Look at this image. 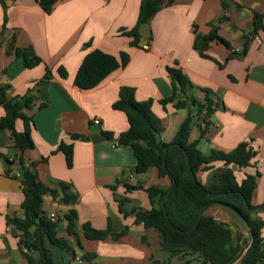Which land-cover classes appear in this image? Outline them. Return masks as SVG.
Here are the masks:
<instances>
[{
    "label": "crops",
    "instance_id": "1",
    "mask_svg": "<svg viewBox=\"0 0 264 264\" xmlns=\"http://www.w3.org/2000/svg\"><path fill=\"white\" fill-rule=\"evenodd\" d=\"M142 1L57 0L46 13L42 0H0V89H6L10 99L30 92L35 99L24 110L30 121L16 123L17 132L30 130L34 149L21 152L11 132L0 129V264H28L19 249L20 232L8 224V219L24 215L20 182L13 177L22 176L21 157L27 166L37 163L43 184L55 189L60 183L71 184L78 198L73 205H64L51 195L44 198L43 210L57 216L58 236L71 247V252L51 247L55 264H197L194 258L171 257L162 250L157 231L136 224L138 210L160 205L158 198L152 204L146 189L167 191L172 182L161 178L157 169L137 174L132 149L116 146L129 128L126 115L113 108L123 87L135 89L137 101L153 102L152 111L163 127L159 141L164 144L174 141L189 113L188 108L175 109L176 102L209 99L214 109L209 128L203 134L201 121L196 122L190 142L197 143L206 156L212 151L231 153L249 142L256 156L236 176L241 182L247 174H258L252 205H264V32L254 34V14H264V0H226L225 7L224 0L167 1L149 23L150 39L141 36L134 47L132 38L122 31L137 26ZM214 29L228 45L214 40L206 50L196 49V36L209 35ZM25 48H32L42 60L39 66L29 69L24 58L16 55V49ZM244 49L245 54L239 55ZM94 50L115 57L126 53L129 62L97 88L84 91L75 86V79L85 57ZM168 68L180 69L189 85L185 95L164 106L161 101L173 94ZM48 69L52 77L46 81ZM59 69L67 72L66 78ZM5 114L0 105V120ZM96 120L100 123L95 124ZM73 135L88 140H74ZM62 143L73 146L72 168L58 150ZM214 166L223 168L225 163ZM212 177L213 172L198 173L207 186ZM139 184L144 190H127ZM116 198L130 200L128 217L120 213ZM71 211L77 214L75 235L68 231L66 216ZM205 215L229 225L238 235L227 207L216 205ZM256 217L264 219V212L254 213ZM85 224L110 230V236L89 240ZM126 228L127 235L113 237ZM241 232L240 244L248 238ZM242 249L243 256L247 248ZM86 254L94 255L93 260H85ZM240 262L241 258L234 264Z\"/></svg>",
    "mask_w": 264,
    "mask_h": 264
},
{
    "label": "trees",
    "instance_id": "2",
    "mask_svg": "<svg viewBox=\"0 0 264 264\" xmlns=\"http://www.w3.org/2000/svg\"><path fill=\"white\" fill-rule=\"evenodd\" d=\"M167 1L168 4H172L175 0L142 1L137 26L132 30L122 31L124 36L132 38V46H138L141 39L139 32L141 25L149 24ZM56 2L57 0H42L41 4L46 13H50ZM223 6H226V0L223 1ZM263 21L264 14H254V34L259 31L264 32ZM214 40L225 43L219 36L218 29H214L209 35H197L195 48L206 50L209 42ZM245 51L244 49L239 55L245 54ZM15 52L18 57L24 58L29 69L42 63L32 48L16 49ZM235 55L236 53H233L232 57ZM128 62L129 55L126 53L115 57L94 50L85 57L80 66L75 86L84 91L93 90L114 72L124 68ZM168 73L172 79L173 94L170 98L161 101L164 106L176 102L178 95H185L189 85L180 69L168 68ZM59 74L62 78L67 77L64 69H59ZM51 77L52 73L48 69L45 80L48 81ZM34 102L31 92L23 98L10 99L6 95V89H0V105L6 112L0 120V129L11 132L14 145L21 152L35 147L29 129L24 132L16 130L19 119L30 121L24 110L30 109ZM152 105L151 100L137 101L135 89L130 87L120 89L119 98L113 105L114 110L123 112L128 119L129 128L119 136L118 146L132 149L137 160L136 173L145 174L151 169H157L161 178L168 177L172 182L167 191L157 187L146 189L152 204L158 198L160 205L151 210H138L135 213L136 224L142 225L147 230L157 231L162 239V250L171 257L180 260L194 258L197 264H234L243 246L247 244L248 238L240 244L239 240L244 236L241 229H238L239 233L235 235L229 225L205 215V211L209 208L222 205L229 209L238 222L237 216L231 209L240 212L253 229L254 242L247 247V252L239 257L240 264H264V219L253 218L254 213L264 212V205L262 207L252 205L258 174H247L241 182H238L236 176V171L250 167L256 156L250 143H242L231 153L212 151L206 156L198 148L197 143L190 142L192 127L196 122L204 123L203 134H206L209 128L208 118L214 113L209 99L205 103L177 101L175 109L188 108V116L180 126L174 141L171 144L161 143L159 137L163 127L154 115ZM72 139L88 140V137L73 135ZM58 150L64 153L68 168H72L73 146L62 143ZM20 162L22 176L13 177L20 182L24 197L21 205L24 215L22 218L8 219V224L13 225L20 232L18 245L26 256L28 264H55L51 247L66 252H71V247L67 240L58 236L59 220L51 221L43 210L44 198L51 195L60 198L64 205H73L77 203V195L73 193L72 185L68 183H60L57 189L46 186L39 180L37 163L27 166L22 157ZM217 162L225 163V167L216 168L214 164ZM202 171L213 172L212 182L208 186L198 179V173ZM127 190H144V187L139 184L128 186ZM116 202L120 213L128 217L130 200L116 198ZM66 218L69 233L75 235L76 212L71 211ZM83 231L89 240H105L110 236V230H97L90 224H85ZM128 232L129 228H126L123 233L113 237L119 239ZM73 257H76L74 253ZM93 258L94 255L91 254L84 256L87 261Z\"/></svg>",
    "mask_w": 264,
    "mask_h": 264
},
{
    "label": "water",
    "instance_id": "3",
    "mask_svg": "<svg viewBox=\"0 0 264 264\" xmlns=\"http://www.w3.org/2000/svg\"><path fill=\"white\" fill-rule=\"evenodd\" d=\"M140 35L144 38V39H149L150 38V28H149V24L145 23L143 25H141L140 27ZM107 139V138H106ZM108 140V139H107ZM19 167H21V164H18ZM231 209V208H230ZM235 215L237 216L239 222H240V226L241 229L243 231V233H245L246 235H248V241L246 246L250 247L253 242H254V233H253V229L252 226L250 225V223L240 214V212L231 209ZM131 213H133V211H131ZM244 249H242L240 251V253L237 256V259H239V257L243 254Z\"/></svg>",
    "mask_w": 264,
    "mask_h": 264
},
{
    "label": "built area",
    "instance_id": "4",
    "mask_svg": "<svg viewBox=\"0 0 264 264\" xmlns=\"http://www.w3.org/2000/svg\"><path fill=\"white\" fill-rule=\"evenodd\" d=\"M94 123H95V124H99L100 121H99V120H96ZM201 127H202V129H205V125H204V123H202V122H201ZM116 146H118V144H116ZM49 218H50L51 221H53V222H56V221L58 220V219H57V216H56L55 214H51V215L49 216Z\"/></svg>",
    "mask_w": 264,
    "mask_h": 264
},
{
    "label": "rangeland",
    "instance_id": "5",
    "mask_svg": "<svg viewBox=\"0 0 264 264\" xmlns=\"http://www.w3.org/2000/svg\"><path fill=\"white\" fill-rule=\"evenodd\" d=\"M233 222L236 225L237 229H241L240 222L237 221V219L233 218ZM248 237V235H247ZM245 249L247 248L246 245L243 246Z\"/></svg>",
    "mask_w": 264,
    "mask_h": 264
}]
</instances>
